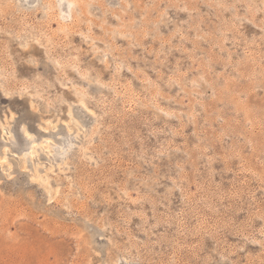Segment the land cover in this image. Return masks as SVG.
I'll return each mask as SVG.
<instances>
[{
    "label": "rangeland",
    "instance_id": "rangeland-1",
    "mask_svg": "<svg viewBox=\"0 0 264 264\" xmlns=\"http://www.w3.org/2000/svg\"><path fill=\"white\" fill-rule=\"evenodd\" d=\"M0 264H264V0H0Z\"/></svg>",
    "mask_w": 264,
    "mask_h": 264
},
{
    "label": "bare ground",
    "instance_id": "bare-ground-1",
    "mask_svg": "<svg viewBox=\"0 0 264 264\" xmlns=\"http://www.w3.org/2000/svg\"><path fill=\"white\" fill-rule=\"evenodd\" d=\"M69 5H70V7L72 8L73 6H74V4H73V6H72V4L69 2L68 3ZM33 5V4H32ZM70 7H68L69 9H70ZM70 11V10H69Z\"/></svg>",
    "mask_w": 264,
    "mask_h": 264
}]
</instances>
